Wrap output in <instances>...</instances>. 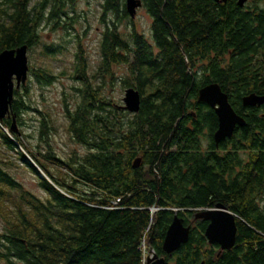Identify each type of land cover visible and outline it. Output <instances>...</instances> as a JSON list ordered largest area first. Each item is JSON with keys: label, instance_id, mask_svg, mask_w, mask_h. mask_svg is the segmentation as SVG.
<instances>
[{"label": "trees", "instance_id": "trees-1", "mask_svg": "<svg viewBox=\"0 0 264 264\" xmlns=\"http://www.w3.org/2000/svg\"><path fill=\"white\" fill-rule=\"evenodd\" d=\"M11 1L0 9V52L24 44L30 51L37 44L31 11L25 2L19 7ZM113 1L106 5L116 9ZM145 1L155 16L160 53L155 56L146 42L131 37L128 40L137 46L135 57L124 56L113 49L116 38L111 42L107 37L106 44L112 46L98 67L104 71L97 69L90 76L84 56L80 50L76 54L70 77L77 84L63 97L64 126L83 153L73 151L67 157L56 153L49 140L58 128L48 114L40 115L35 134H13L11 119L0 122V182H5L0 183V196L6 197L9 208L7 264H145L143 245L165 256L166 264H264V104L242 105L243 96L264 94L257 55L264 37V7L259 5L264 0H249L244 7L237 0ZM123 41L120 49L128 50L132 45ZM118 62L128 66L122 86L143 95L137 113L102 93L106 78L113 77L111 65ZM198 62L205 68L201 87L218 83L246 120L217 146L214 110L198 102L196 117L186 114L190 109L186 98L196 99L198 94L188 89L191 68ZM162 69L166 74L158 76L169 81L168 88H147ZM29 74L42 85L57 78L43 67L30 66ZM30 109L15 90L11 111L21 126ZM205 129L209 141L204 145L213 152H183L200 147L197 135H204ZM35 137L29 149L24 139ZM11 150L17 151L15 159L23 165L45 175L38 178L44 197L24 190L4 170L16 166ZM137 158L149 167L134 168ZM117 198L120 203L113 208ZM216 203L236 216V243L231 249L220 251L218 245H210L204 235L207 223L197 220L185 244L171 257L163 253L175 209L188 224L193 210ZM154 206L159 209L152 217Z\"/></svg>", "mask_w": 264, "mask_h": 264}, {"label": "rangeland", "instance_id": "rangeland-1", "mask_svg": "<svg viewBox=\"0 0 264 264\" xmlns=\"http://www.w3.org/2000/svg\"><path fill=\"white\" fill-rule=\"evenodd\" d=\"M86 1L88 0H79L74 9L77 13L87 16L88 27L83 26L81 23H75L73 27L66 29L65 32L62 28H49L44 31L46 28L43 27L40 33V45L35 46L28 52L31 67L47 68L57 78L48 85H42L29 74L27 82L21 90L24 99H26L31 109L24 114V123L20 127V132H34L35 134L40 124V115L48 114L51 121H54L53 125L58 128L56 133L52 134L49 141H51L54 145V150L61 157H67L73 151H77L78 153L84 152V148L70 140L64 126L66 116L63 97L65 93L70 94L72 86L77 84L70 77V73L76 62V54L80 50L84 56L89 76L97 70L96 66L99 59L98 32L101 29L98 22L99 9L94 0H89L90 3ZM259 5L264 7V2L259 3ZM84 12H87V14L85 15ZM147 21L148 18L145 12L142 11L140 17L136 19L137 29L143 30L147 27ZM122 30L126 31L125 28H122ZM45 47L49 48L48 52L45 51ZM114 75L116 77L115 82L112 83L113 81L108 80L106 89L102 93L105 96L111 97L114 101L123 104L122 99L125 90L117 78L125 75L124 68L115 66ZM24 87H28L26 92ZM36 141V137L34 139H24V143L29 149H32ZM10 153L14 158L16 166L8 167L6 171L22 185L24 190L30 191L36 196L44 197V192L39 186L38 178L41 179L45 175L43 173L38 175L33 169L23 165L19 159H15L17 157L16 150H11ZM30 160L33 161L32 159ZM3 224V219L0 218V229ZM143 250L144 257H146L149 250L147 251L145 245H143ZM0 264L7 263L0 259Z\"/></svg>", "mask_w": 264, "mask_h": 264}, {"label": "water", "instance_id": "water-1", "mask_svg": "<svg viewBox=\"0 0 264 264\" xmlns=\"http://www.w3.org/2000/svg\"><path fill=\"white\" fill-rule=\"evenodd\" d=\"M214 1L225 3L227 0ZM248 1L237 0V5L244 7ZM140 5V0H126L127 11L132 17H134L136 8ZM29 69L28 45L24 44L0 52V121L6 115H11L14 91L25 86ZM198 100L209 105L217 115L218 127L213 134L216 146L222 140L232 137L236 127L246 125V120L234 110L228 95L218 83H210L200 88ZM122 101L123 109L130 113H137L141 103L140 92L132 87L128 88L124 92ZM263 103L264 96L256 93L247 94L242 98V104L247 107H256ZM9 130L13 134H18L16 114H12ZM6 131L8 130L6 129ZM139 163L140 158L135 159L133 167L136 168ZM158 209L155 206L150 208L152 217H155ZM174 211L172 222L166 230L162 245V251L168 257H171L181 245L189 240L191 231V225L184 223V219L178 215L177 209ZM194 212L195 220L207 221L204 235L210 245H218L220 251L229 250L235 245L237 233L236 216L224 204L217 203L214 208L199 209ZM145 264H166V258L153 248H150L148 255L145 257Z\"/></svg>", "mask_w": 264, "mask_h": 264}, {"label": "flooded vegetation", "instance_id": "flooded-vegetation-1", "mask_svg": "<svg viewBox=\"0 0 264 264\" xmlns=\"http://www.w3.org/2000/svg\"><path fill=\"white\" fill-rule=\"evenodd\" d=\"M8 0H0V9L3 10L5 7H8V4L6 3ZM79 0H12L11 2H8L11 5L14 4H18L20 7V4H23L25 2V6L27 7V9L29 11H31V17L30 19V24H32L34 26V34H35V39H36V46L40 45V33L43 29V27H45L47 29L49 28H54V29H63L64 32L66 31V29H70L71 27H73V25L75 23H81L83 24V26H89L88 20H87V16H84L82 13H77L74 9V7L76 6L77 2ZM108 0H94V2L97 3V7L99 9V14H98V22L101 26L100 31L98 32L99 34V41H98V49H99V59H98V64H97V69H99L100 71H104V68H98L100 65V62L102 60V58H104V55H106V51L108 50V48H111V44L109 43V41L111 40V42L113 41V38L115 37L116 42H114L113 44V49L116 53L121 54V55H127L129 54V56H133L135 57V52L137 51V46L135 45V41H129L128 39H130L131 37H138L140 39V41L146 42L147 43V47L150 49L151 53L154 54L155 56L160 53V48L158 47V45L156 44V31H155V16L153 15L152 12L149 11V7L148 4L146 3L145 0H140L141 1V5L139 7L136 8L135 11V15L134 17H132L126 8V0L124 1V6L126 9V13L124 15H122L121 10H120V6H121V0H114L113 1V6L116 7V9H114L110 6H107ZM157 1V0H156ZM87 3H90V1H86ZM155 2V0H154ZM156 3V2H155ZM248 4V2H247ZM154 6V5H153ZM246 6V5H245ZM5 10V9H4ZM3 10V11H4ZM144 11L147 18H148V24L147 27H145L143 30H138L136 27V19L140 17V13ZM85 13V12H84ZM87 14V12L85 13V15ZM121 16H125V17H121ZM122 28H125L126 31H123ZM109 32H113V34L109 33ZM109 38L108 44H106V38ZM126 40V41H123ZM123 42L129 43L132 45L131 47L128 46V50L125 48H121L120 49V44L119 42H121L122 44ZM134 43V45H133ZM46 51V49H45ZM49 50L47 49L46 52H48ZM29 52V49H28ZM108 52V51H107ZM258 68L260 70V79L261 81L264 83V37H262L261 42L259 44V50H258ZM29 57V55H28ZM206 62H203V65H205ZM122 67L125 70V73H127V69L128 66L125 63H114L111 65L110 67V73L113 74L112 79L110 77L106 78V81L108 83V80L113 81L112 83L115 82L116 77L114 75V67ZM42 67H38L37 69H40ZM192 70L190 71V75L192 76V82H190L188 84V89H195L199 90L201 87V77L205 74L204 73V69L202 68V64L200 62H198L193 68H191ZM203 70V71H202ZM153 71H151L150 73L152 74ZM166 74L163 69L159 72H156V77L151 78V82L148 83L147 88L148 87H152V88H160V89H165L168 88V84L169 81L167 79H161L159 78L158 75H163ZM118 82L121 83V77L117 78ZM173 83H175V81H172ZM261 84V89L264 92V86ZM23 87V86H22ZM18 89V91L21 92V90L23 88ZM131 88V87H125L124 86V90ZM134 88V87H132ZM135 89V88H134ZM141 95V99L143 97V95L140 93ZM262 96H264V94H262ZM186 101H188L190 103V109H188L187 111V115H191L193 118L196 117V112H197V103H202L198 100V94H197V98L196 99H191V97H187ZM185 101V102H186ZM120 107H122L123 104H121L120 102L118 103ZM206 104V103H203ZM264 104V103H263ZM207 105V104H206ZM243 105V104H242ZM209 106V105H208ZM244 106V105H243ZM261 106V105H260ZM199 107V105H198ZM210 107V106H209ZM247 107V106H244ZM259 107V106H257ZM211 108V107H210ZM125 110V109H124ZM12 114H14L11 111V115H6L2 121H7L9 119H11L12 121ZM264 115V114H262ZM16 122H17V128H18V134L19 135L20 132V127L21 125L18 123L17 120V116H16ZM188 127H191V124L189 123ZM215 132V131H214ZM202 134L204 135H197V141L200 144V147L198 146V148H189L187 150H183V152L185 151H192L196 153H201V152H206L209 151L213 152L211 150V148H208L207 146L204 145V143H206V141H209L208 138V132L207 130H203ZM214 134V133H213ZM214 140V139H213ZM196 149V150H195ZM181 152V151H180ZM195 157V156H194ZM149 167V165L146 164H142L141 162L139 163V165L137 167ZM136 167V168H137ZM7 168H4V170L6 171ZM212 174V173H211ZM186 168L182 169V178L186 177ZM199 175V173H198ZM0 183H5V182H0ZM5 189H7L5 187ZM4 198L6 199V197H2L0 196V218L3 219L4 224L2 225V228L0 229V259L3 262L7 263V259H6V254H7V244H8V224H7V212H8V204L7 202L4 200ZM217 204V203H216ZM215 206V205H214ZM213 207H207V208H199V209H209V208H214ZM199 209H195V210H199ZM195 210H193V213H191V217H188L189 223L188 225H191V227H196L197 226V220L194 219V214H195ZM187 214V213H186ZM205 222L207 223V221L205 220Z\"/></svg>", "mask_w": 264, "mask_h": 264}, {"label": "built area", "instance_id": "built-area-1", "mask_svg": "<svg viewBox=\"0 0 264 264\" xmlns=\"http://www.w3.org/2000/svg\"><path fill=\"white\" fill-rule=\"evenodd\" d=\"M119 203H120V199H119V198L113 200V201H112V207H113V208H116V207L118 206Z\"/></svg>", "mask_w": 264, "mask_h": 264}]
</instances>
